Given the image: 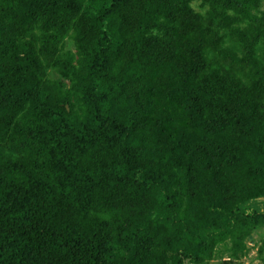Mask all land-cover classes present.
I'll return each instance as SVG.
<instances>
[{
    "label": "trees",
    "instance_id": "16d2710c",
    "mask_svg": "<svg viewBox=\"0 0 264 264\" xmlns=\"http://www.w3.org/2000/svg\"><path fill=\"white\" fill-rule=\"evenodd\" d=\"M262 5L0 0V264L264 258Z\"/></svg>",
    "mask_w": 264,
    "mask_h": 264
},
{
    "label": "rangeland",
    "instance_id": "374dc122",
    "mask_svg": "<svg viewBox=\"0 0 264 264\" xmlns=\"http://www.w3.org/2000/svg\"><path fill=\"white\" fill-rule=\"evenodd\" d=\"M262 10L264 11V0ZM253 205L258 209L263 208L264 200L253 202ZM263 235L264 228L254 233V240L258 242ZM247 244L249 248L248 252L237 261L230 260L229 253L226 249L224 247H220L221 254L215 257L211 264H264V258L260 257L258 254V244L251 241H248Z\"/></svg>",
    "mask_w": 264,
    "mask_h": 264
}]
</instances>
